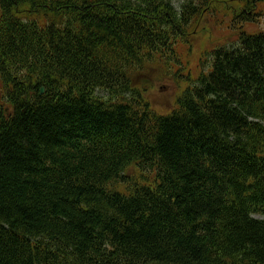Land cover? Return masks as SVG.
<instances>
[{
  "label": "trees",
  "instance_id": "obj_1",
  "mask_svg": "<svg viewBox=\"0 0 264 264\" xmlns=\"http://www.w3.org/2000/svg\"><path fill=\"white\" fill-rule=\"evenodd\" d=\"M208 2L0 0V264H264V35L169 113L135 83Z\"/></svg>",
  "mask_w": 264,
  "mask_h": 264
},
{
  "label": "rangeland",
  "instance_id": "obj_2",
  "mask_svg": "<svg viewBox=\"0 0 264 264\" xmlns=\"http://www.w3.org/2000/svg\"><path fill=\"white\" fill-rule=\"evenodd\" d=\"M243 9L237 0H209L207 8L196 18V22L192 24L194 19L190 22L188 31H193L186 36L190 43L178 41L175 44L179 61L173 62L171 57L167 58L165 62H170L147 67V73L140 74L141 79L139 75L136 76L135 83L140 88L138 97L148 102L154 111L169 113L174 108L176 97L188 83L186 78L194 80L208 72L210 67L207 68L205 62L207 55L214 49L234 45L240 32L264 35V1H259L252 12L248 10L245 20L236 17ZM145 79L148 84L146 88ZM96 94L103 99L108 96L101 90H97ZM133 174L137 176H130L131 181L138 177L137 168L131 165L124 171L123 184L127 186L128 179L125 178ZM146 175L150 176V173Z\"/></svg>",
  "mask_w": 264,
  "mask_h": 264
},
{
  "label": "bare ground",
  "instance_id": "obj_3",
  "mask_svg": "<svg viewBox=\"0 0 264 264\" xmlns=\"http://www.w3.org/2000/svg\"><path fill=\"white\" fill-rule=\"evenodd\" d=\"M18 15V14H17ZM18 76V75H17ZM21 80V79H20ZM43 92V87L42 88H40V93H42ZM107 98H109V97H107ZM107 98L105 97V99L107 100ZM101 99V98H100ZM126 179V178H125Z\"/></svg>",
  "mask_w": 264,
  "mask_h": 264
}]
</instances>
